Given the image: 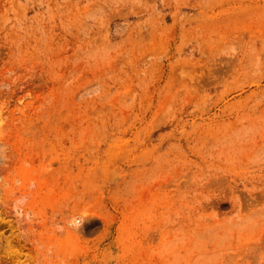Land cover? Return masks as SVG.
Returning a JSON list of instances; mask_svg holds the SVG:
<instances>
[{
    "label": "rangeland",
    "instance_id": "374dc122",
    "mask_svg": "<svg viewBox=\"0 0 264 264\" xmlns=\"http://www.w3.org/2000/svg\"><path fill=\"white\" fill-rule=\"evenodd\" d=\"M0 264H264V0H0Z\"/></svg>",
    "mask_w": 264,
    "mask_h": 264
},
{
    "label": "built area",
    "instance_id": "2783aa9c",
    "mask_svg": "<svg viewBox=\"0 0 264 264\" xmlns=\"http://www.w3.org/2000/svg\"><path fill=\"white\" fill-rule=\"evenodd\" d=\"M77 218V217H76Z\"/></svg>",
    "mask_w": 264,
    "mask_h": 264
}]
</instances>
